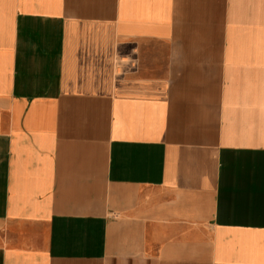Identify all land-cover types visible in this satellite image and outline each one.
<instances>
[{"label":"crops","instance_id":"0c3cea01","mask_svg":"<svg viewBox=\"0 0 264 264\" xmlns=\"http://www.w3.org/2000/svg\"><path fill=\"white\" fill-rule=\"evenodd\" d=\"M0 264H264V0H0Z\"/></svg>","mask_w":264,"mask_h":264}]
</instances>
